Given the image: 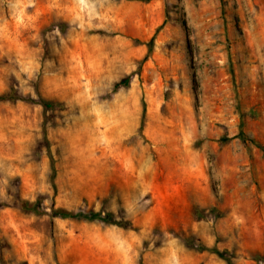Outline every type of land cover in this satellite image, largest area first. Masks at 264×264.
<instances>
[{"label": "rangeland", "instance_id": "obj_1", "mask_svg": "<svg viewBox=\"0 0 264 264\" xmlns=\"http://www.w3.org/2000/svg\"><path fill=\"white\" fill-rule=\"evenodd\" d=\"M10 86L65 108L0 101V264H264V0H0Z\"/></svg>", "mask_w": 264, "mask_h": 264}, {"label": "trees", "instance_id": "obj_2", "mask_svg": "<svg viewBox=\"0 0 264 264\" xmlns=\"http://www.w3.org/2000/svg\"><path fill=\"white\" fill-rule=\"evenodd\" d=\"M154 39H155V35L148 42V46H149L148 54H146V56L142 59L141 63L146 61L148 57L151 55L153 51ZM129 82H130V75L124 78L120 83H124L128 85ZM36 97L37 98L32 97L30 93H26V94L21 93L15 86H10L8 89H5L4 91L0 92V101H3V102H8V101L15 102V101L21 100V101L31 102V103L37 102L38 104H40L43 108V114L45 118L44 124L45 122L47 123L46 120L49 116L48 114L49 111L54 112L55 110H59V109L62 110L63 108H65V103L63 101L44 96L38 91H36ZM143 105L145 106L144 100H143ZM236 108H237L238 116L240 119L239 130H238V133L236 134V137L240 138L245 143L255 144L261 150L264 151V146L259 141H257V139H255L254 137H251L244 129L246 113L242 111L241 109L239 97L236 98ZM55 175H56V169L54 167V164L52 163V172L50 175V179H51L52 186L54 190L56 191V184L54 182ZM40 201H41L40 199H36L33 201H30L28 199H20L19 207L31 213L42 214V213H45L46 211L41 209ZM51 210H52L51 215L53 217H60V218L72 217V218H85L87 220H99L106 224H114L122 228H127L130 225V221H128L125 218L115 219L114 215H112L111 212H107V213H101V212H95V211L88 212V213L75 212L73 210L67 209L64 206L52 207ZM197 248L201 250H208L212 253H215L219 257L223 258L227 262V264H234L231 257H229L225 251L220 250L219 248L215 246L209 247L203 244H198Z\"/></svg>", "mask_w": 264, "mask_h": 264}]
</instances>
